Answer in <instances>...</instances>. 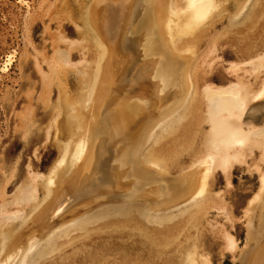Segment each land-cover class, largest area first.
Wrapping results in <instances>:
<instances>
[{"label": "bare ground", "instance_id": "bare-ground-1", "mask_svg": "<svg viewBox=\"0 0 264 264\" xmlns=\"http://www.w3.org/2000/svg\"><path fill=\"white\" fill-rule=\"evenodd\" d=\"M230 1H232L233 4H231ZM230 6H233L234 8L233 13L231 14V16H229V18H227L226 24L224 23V26H222L223 21L221 22L222 25H220L222 26V29L221 31H218H220V36L226 37L227 42H231L235 46V48L232 49L231 55L233 56V58H237V61L234 60L230 61L229 63L227 62L228 67L225 68L229 77H231V75L233 76L231 79L227 80L226 82L222 81L223 83L212 84V82H208V80H212V76L203 77L202 75V81L204 85L201 88L200 84L202 82L200 80V75L195 76V70L194 73L190 72L194 69L193 67L195 66V61L193 65L188 64L190 67L187 65V67L185 68V75L184 77H182V74H180V67L182 66L184 60L181 58L178 62H176L177 66L179 67L176 68L179 72V75L181 76V79L183 78V82H185V93L184 90L181 89V86L183 87V85L180 83V79L176 82L169 77L171 76V71L173 70V68H175L173 66L174 63H172L173 67L168 66V63L166 65V69L172 68V70H169L168 72L165 69L163 70L164 76H162L163 79H161L163 83L158 82L154 84L152 80L149 81V79L146 78V80L142 82L141 85H139L140 89L141 87L143 88L141 89L142 91L145 90V87H153L156 97L155 105L157 106V108L160 109L161 107H159V104L161 103L160 101L165 103V105H163L162 103V108H164L168 104L167 101L169 102L173 99L175 100V106L173 108H176L175 110H173V113L171 112L172 114L169 111V114H171L172 116L166 115L168 113V108H165L163 110L158 109L154 111H162L159 115L161 116L162 114H165L167 120H165V118L162 119V121H159L158 124H155L156 126L154 125L155 128H152L153 130L151 131V133L149 132L151 138L149 137L148 141L150 142L151 139V143L150 145H148L149 149H147V145L143 146V149L145 147L147 149H144L145 153L143 154V157L146 158L145 160L143 158L140 161L144 160L143 163L146 164L150 169L155 168L154 170H158V172L156 171L157 173L160 174L161 171L164 173L165 170L163 171V168H167V166L170 164L173 165L171 161H176L174 160L175 157L179 158V153L182 151V149H189V147L192 146V148H190L189 151L186 152L185 156L190 158L189 160L192 163L190 165H194V167L186 170L188 173H185V178L183 177L186 180L185 184L183 183L176 185L169 184L167 182V184H159V187H157V189L160 188V190L164 192V197L166 196V198L169 196V198L173 199H182V197H185L186 200L183 204L180 205L181 208H177L179 210L176 213H171V210L167 213L158 209L157 211L156 207H154L155 209L153 211V208L150 209V205L148 206V204L145 203H138L139 201H133L124 204H120L119 202L121 201H118V204L117 202L116 204L113 203V205H111L112 203L110 205L106 204V207H104L103 205H99L102 208L99 207L100 209L94 208L95 210L88 211L87 209L85 211H82L83 208H89L88 205H93L91 207L93 208V201H95V199L96 201H98L99 199L97 198V196L102 195L103 193L101 194V192L107 189V185L110 184L116 185L115 187L117 190H119V188H125L131 189L133 190V192L155 191V185L152 183L151 177L147 176L143 179V177L140 176L142 170L140 171L138 164L135 163V156H133V158L131 157V155H133V153L135 154V152L134 149L130 148L132 146L135 147L136 142L138 140L140 141L141 138L139 136V128H137V125L139 119H141L140 121L142 123V118L147 116L148 113L144 116V113H142L141 110H145L146 108L144 109L142 108L140 103H136L138 102L135 101L136 99H131L132 101L128 99L129 101L127 103L125 102L126 104H123V98L126 95L123 96L122 93V95L119 94V99H116L118 96L113 95V93H115V91L118 90L121 85H123V82L127 81L126 73L130 65L128 64L129 62H125L126 64H128V66L125 65V69L122 70V67L125 63L121 67V64L123 62L120 64L118 63L119 60H117L116 62L120 65L122 72L119 75L114 76L116 72H120L121 70L118 68V64H115L116 62L114 59L107 60L108 56H106V54H110L111 50L109 51L106 49V44L108 48L109 46H111L110 43H115L116 47H114L117 50L123 51V39L124 36L128 33V36H131L132 39L137 42L138 45H140L137 47H139L141 55H155L156 45L154 44V42H152L153 45L150 42L149 44L151 45L149 47H146V49L144 48V50L141 49V43L143 41L145 42V38H147V33H149L150 29H153V33L158 36L159 33H162L160 32L163 30L162 28H164V31L167 28L168 33L169 31L171 32L172 30H175V33L172 34V37L170 35L171 33L169 34V38L171 37L173 47L176 49L184 48L187 51H190L189 46L196 45V43H198V41L200 40L199 38L206 34V31H204L205 28L209 26L216 27L217 24L219 25V23L217 22L222 20V18H225V16L221 17L222 14L219 13H221V11L224 9H228V7ZM219 7H221L222 10ZM82 8L86 9V11L80 12L84 13V16H81L83 18V20L81 19V24L83 25L84 23L85 28L87 29L83 32L84 35H81L85 39L87 38V41L85 40V42L94 40V46L97 49L94 60H91L92 67L89 69L84 68L85 71H82L84 76V87L87 88V91L85 93H87L88 96L89 94H91L92 90L96 89L93 93L95 94V97H91L92 99L90 101H93L94 99V104L97 103V105L95 104V107H97V109H95L98 112L103 113L105 116L107 115L108 117L106 116V120L103 121L98 119L96 121V124L94 123V125L92 123L94 126L92 128H89L91 125L87 123L88 121L84 124L83 118H77L79 113L78 111L77 114L75 113L76 111L74 112V114L71 113L72 111L76 110L77 106L79 107V105L77 104L78 101L75 100L78 98L72 97V99H74L72 100L69 97H65V93L60 92L62 93V95H59L60 105L58 106H61L62 104L61 107H64V109H66L65 112L68 113V118L65 119L66 122L64 120H62L61 123L59 122V126L62 130L61 132L66 133L65 135H61L70 137V139L68 138L69 142L66 141L65 144L60 146L58 156L59 160L57 158V161H55V163L57 162L58 164H54L55 166L52 165L54 167H50V171H48L49 173L47 172L48 174L38 175L36 173H29V176L28 178L26 177L25 181L22 180L18 185L14 187V189L16 190L15 193H13L11 197L5 198L3 202H0V264H40L42 258L46 255L48 256L51 252H53L52 254H54V250L56 248V250H58L65 247L63 246V242H65L66 245L67 243H69V245L73 244L76 241L81 242V240L89 239V236L94 234L95 232L98 234H112L115 232V235H113L111 238L117 236L121 237V240H119V242L107 241L108 243L115 242L112 245H116L118 249H116L117 251H114V248V250L108 248L105 251L106 253L101 252L102 254L110 255L108 257L105 256L106 258L98 256L99 261L100 259H105L107 261L111 259H109V257L118 255V257H121L123 260V262L121 261L122 264H211L210 260L206 257L207 255L205 256V252H202L203 254H199V252L197 251L200 249L196 251V248H198V245L196 246V244L198 238L201 235L199 234L200 236H197V240L195 238L196 241H190L191 237H193L192 233L194 232V230H197L194 228H197V226L199 225V219L204 217V214H207V208L212 206L211 201L213 199H216L212 196L213 190L210 191L212 187V182L210 179L215 177L218 169H220L222 171V175L226 179V182H229L228 179H231V168L234 166V164L236 162L247 164V161L249 160V158L251 159L252 156H258V162L257 159L256 162H254V158L253 161L249 160L252 161V163L255 165V168H258L259 162H264V32L259 31V27H261L264 23V0H92L91 4L89 3L88 8H85L84 5L82 6ZM171 24L172 26H170ZM218 31L216 29V32ZM198 34L199 37H196ZM219 35L211 34L210 36H212L211 38H214L218 37ZM187 43H192V45ZM108 44L110 45L108 46ZM185 45L188 47H185ZM81 48L83 49V47ZM84 49H86V47ZM113 49L112 51H114ZM214 50L215 49L211 48L207 50V53L202 52V54L204 55V57H207V55L214 52ZM112 53L113 52H111V55ZM140 53L136 51L135 53L131 52L128 55H130V57L132 58H138L137 56H140ZM195 55L194 58H197L198 56ZM104 56L107 57L106 65H104L105 62L104 64H102L101 61ZM185 56L190 57L188 54ZM123 57L121 59H125ZM200 58L201 60H203L202 57ZM156 62H158L159 65L161 63L158 60H156ZM112 63L117 67H113ZM133 63L134 62L132 61L131 64ZM152 65L153 64H151L150 66V70L152 69L153 72V68L156 63H154L153 68ZM54 66L52 72L54 76L56 75V80H60V77L62 76L59 74L62 70L57 68V66ZM103 67L105 68L103 69ZM100 72H103V74H101L102 76L99 80V77L97 76H100ZM190 73H192L195 77L190 75ZM174 75L177 76L176 73ZM220 75L215 76V78L219 80L222 79ZM53 78L54 77H52L51 79ZM58 83L57 85H59ZM62 83L63 82H61V84ZM130 84H133L132 81ZM61 87H59V91L64 89V87ZM139 87L135 88L136 91H139ZM121 89L122 88H120V91ZM136 91H134V93ZM146 91L147 93L149 92L146 89L145 91H143L144 94H146ZM139 92L138 96H141V94L139 95ZM43 95L46 96V94ZM132 96H134L133 93L128 97ZM82 98L79 99L82 100ZM86 98L88 99V97ZM252 100H255V102L259 100L260 101L259 103L251 104L250 102ZM140 101H142L141 98ZM81 102H84V99ZM145 105L147 107V103ZM201 108H203V110L205 111L204 115L200 114ZM180 111L181 113H178ZM98 112L95 111V115H97L96 113ZM56 114L54 116H56ZM139 114L142 115V118H140L141 116ZM176 114L181 115L173 117ZM83 117H85L86 120V116L84 115ZM53 119H51V123ZM146 119L144 121H146ZM89 123L91 124L90 121ZM206 127H208L207 131L205 130ZM79 128H81L83 131L79 130ZM75 129L79 130H77L78 134L76 133V131H74ZM89 129H91V131H89ZM141 130L142 128L140 129V132ZM181 133L184 136L179 135ZM174 134L176 135V137L173 136ZM73 136L77 137V142L76 140L72 141ZM96 137L98 138V143L97 140L96 142L94 141V138ZM106 137L108 138V141L104 142V139ZM195 138L199 140L197 144H195L196 142H194ZM166 140L172 148L170 150H167L166 152H163L162 147L167 146L165 144ZM92 148H95L96 150L93 151ZM123 148H128L127 152H125V155L121 150ZM255 148L259 149V151H257L258 153L255 152ZM87 152L88 154H86ZM130 152L133 153L130 154ZM89 154H91V156ZM182 154L184 153L182 152ZM123 155L125 156V158L122 159L121 157H124ZM61 165L64 167L67 166V169H74H70L71 171H73L71 172V176V173L68 174L65 171V173L69 175L66 176L68 177V180L65 181V185L61 183V185L63 186H56V188L54 187V185L59 181H55L56 183L54 184L52 178H54L55 175L57 177L56 169L58 167L60 168ZM180 166L182 167L181 164ZM181 175H184V173H182ZM162 177H164L163 179L165 182L166 176L162 175ZM60 180L62 181V179ZM259 180L261 183V187H263L264 169L260 170ZM37 181H39L40 183ZM227 186L230 187V184H227ZM110 189L108 188L109 191L112 190ZM262 191L263 189H260L259 194ZM40 192L42 193V196L40 195ZM39 195L41 198L39 197ZM215 195L217 197L219 196L218 198L220 200L223 199L221 195H217V193H215ZM135 198L137 199V197ZM254 198L257 199V197ZM128 200L130 201L131 199L129 198ZM260 202H262V200ZM263 202L260 204H264ZM8 203H10L9 205L13 207V210L8 209L10 207L6 206V204L8 205ZM175 204H177V202ZM27 205H29L30 207L23 215L22 212L25 210V207H27ZM250 209H252V207ZM20 212L22 213L21 215L19 214ZM31 213L32 215L29 219L28 215ZM78 213L82 214L79 219L74 218L76 215H78ZM260 216L263 217L261 218L263 219V222L261 223L262 235L259 234L260 231H258V228L256 230L258 234L255 233V231L254 234L252 233V230L249 231V234L252 233L254 238H256V234L260 236L259 238H256V241H261V236H264V207L262 208ZM21 217L22 223L27 221L26 229H22L24 230V233L26 230H28V228L30 229L32 227H36L38 229H41L43 226L44 228H46V225L50 228V226L52 225L50 229L51 232L49 230V235L46 236L47 239H36V236H33L35 237L33 238L31 236L32 234H39L38 231L34 232L36 228L33 229L34 233H32L31 229V234H28L33 239L30 237H28V239L27 235L25 236L21 234L22 232L19 234L16 233L17 231L14 232L15 226H17L18 224H12V222H14V220H16L17 218L20 219ZM56 220H58L59 223H56ZM47 222H52V224L49 225V223ZM53 222L58 225H55L54 227ZM5 225L7 226V229L9 231L12 230V228L14 229L10 232L11 234L14 232L16 233L15 235L17 237L21 234L23 238L25 237L28 240L26 248L21 247L20 244V241L23 238H17L16 236H14V233V238H12L11 234L7 233V229L5 231ZM9 226H11L12 228H10ZM126 235L127 238L124 239L123 236ZM221 235L224 238L223 241H225V244L229 247H232L233 238L231 237V235L226 231H222ZM195 236L196 234L194 235V237ZM26 239L23 240L27 241ZM41 241H43V244L41 243ZM191 242L193 247H188L189 243L191 244ZM256 244H259V242H256ZM194 245L196 246V248L194 247ZM261 246L262 247L260 249L259 247H257L256 250H254L255 252L251 254L248 264H264V243ZM139 247L141 249H139ZM129 248L134 252V256L132 255V253H128ZM91 254L94 255L92 252ZM173 254L175 255L174 258ZM92 255L88 257L90 261L97 259ZM245 255L243 258L244 264L247 263H245ZM177 258L178 261H176ZM55 262L56 259H53L52 263ZM92 263H94V261H92Z\"/></svg>", "mask_w": 264, "mask_h": 264}, {"label": "rangeland", "instance_id": "rangeland-1", "mask_svg": "<svg viewBox=\"0 0 264 264\" xmlns=\"http://www.w3.org/2000/svg\"><path fill=\"white\" fill-rule=\"evenodd\" d=\"M91 2H92V0H0V202H3V200H5V198L11 197V195H13V193H15V191H16L14 189V187L16 185H18L22 180L25 181L26 177L28 178L29 173H36L38 175H40V174L46 175L49 173L48 171H50V167H54L56 164H58L57 162L55 163V161H57L56 160L57 158L59 160L58 156H59L60 146L65 144L66 141L69 142V139H70V137H68V136H66V137L63 136L66 133H62L61 132L62 130L60 129V126H59V122L61 123L62 120H64L66 122L65 119L68 118L67 117L68 113L65 112L66 109H64V107H61L62 104H61V106H58V105H60L59 99H60V96L62 95V93H65L64 96L69 97L70 99H72V97L79 99V98H82L84 96L82 98V100L81 99H79V100L75 99L76 101H78L77 104L79 105V107L76 104V106H77L76 110L72 111L71 113L74 114V112L76 111L75 113L77 114V111H78L79 113H78L77 118L78 119L83 118L84 124H85V122L88 121L87 123L89 125H91L89 128H92L96 124V121L98 119L103 121V120H106V118L108 117L107 115H106L107 116L106 117L103 113L98 112L96 110L97 107H95V106L97 105V103H95L96 105L94 104V102H95L94 99H93L94 102L90 101L92 98L95 97V94H93V93L96 89L92 90L91 94H89L90 95V99H89V95L87 96V93H85L87 91L86 90L87 88L84 87V81H83L84 76H83L82 71H85L84 68L89 69L92 67L91 60H94L95 54L97 52V49L94 46V40H91V41L89 40L88 42H85V40L87 41V38L85 39L82 36V35H84L83 32L87 28H85L84 23H83V25L81 24L82 23L81 19L83 20V18L81 16H84V13H80V12L86 11V9H83L82 6L84 5L85 8H88L89 3L91 4ZM82 3H83V5H82ZM230 3L233 4L232 1H230ZM219 8L221 9V7H219ZM73 9H75V10H73ZM233 10H234L233 6L228 7V9L222 10L221 13H219V14H222L221 17L225 16V18H222V20H220L217 23H219V25L220 24L222 25L221 22L223 21L222 26H224L226 24L227 18H229V16H231V14L233 13ZM81 14H83V15H81ZM76 15H77V17H76ZM78 18H79V20H78ZM60 24H61V26H60ZM219 25L217 24L216 27L209 26V27L205 28L204 31H206L207 35L204 34L201 38H199L200 40L198 41V43H196V45L189 46L190 51L189 50L187 51L184 48H182V49L181 48H178V49L174 48L173 43L171 42V37H172V34L175 33L174 32L175 30L171 29L172 31L171 32L169 31V33H168V31H167L168 29L166 27H165L166 28L165 31H164V28H162L163 30L160 31L162 33H159L160 35L158 34V36L153 33V29L152 30L150 29L149 33H147V38H145V42L143 41L141 43L142 44L141 49L144 50V48L146 49V47H149L151 45V44H149L150 42L151 43L154 42V44L156 45V48H155L156 54L155 55L151 54V56H146V55L144 56L142 54L143 55L142 56L140 51H139V47H137L140 45H138V43L135 42L131 36H128V33L124 36V39H123V44H122L123 49H124L123 51L117 50L115 48L116 47L115 43H110L111 46L113 45L112 47L109 46L110 44H108V46H109L108 48H107V44H106V49L109 51L111 50V51H110V54L109 53H108V55L106 54V56H108V58L106 56H104V58L101 60L102 64H104V62H105L104 65H106L107 60H110V59L113 60L114 59L115 62L117 60H119L118 63H120V64L123 62L121 64V67L125 62L126 63L129 62L128 64L130 65V67L126 73L127 75L125 74L127 76L126 77L127 81L123 82L124 86L123 85L120 86V88H122L121 91L119 88L118 90L115 91L116 94L113 93V95L118 96L116 99H119V94L120 95L123 94V96L126 95L125 97H128V96L132 95V93H133L135 97L134 96L128 97V98L124 97L125 99L123 98L122 103L123 104L125 102L127 103L129 101L128 99H130V100L136 99L135 101H138L136 103H140L142 108H144V109L146 108L145 110H143L141 108L143 111H145V112H143L141 110V112L144 113V116L148 113V115L143 117V118H142V115L139 114L141 116L140 118L143 119L142 123L140 121L141 119H139V122L137 125V128H139L138 132H139V136L141 139H140V141L138 140L136 142L135 147L132 146L130 148L134 149V152H135V154L132 152L133 155H131V157L133 158V156H135V159H136L135 163L138 164L140 171L142 170L140 176L143 177V179L146 178L147 176H150L152 183L155 185V191L154 192H151V191H148V192L147 191H145V192L144 191H135V192H133V190L125 189V188H123V189L119 188V190H117L115 187L116 185L110 184L111 186L107 185V189H105L101 192V194L103 193L102 195L97 196V198L99 200L96 201V199H95L96 202L93 201V203H94L93 208H91L93 206L91 204L92 206L88 205L89 208H83L84 210L82 209V211H85L87 209H88V211L95 210L94 208L100 209L102 207H100L99 205H101V206L103 205L104 207H106V204L110 205L112 203L111 205H113V203L116 204V202L118 204V201H121V202H119L120 204L129 203V202H133V201L134 202L139 201L138 203H142V204L145 203V204H148V206L150 205V207H151L150 209L153 208L152 209L153 211L155 209L154 207H156V210L158 209V210H161V211H164L167 213L170 210H171V213H176L179 210L177 208H181L180 205L185 202V200H186L185 197L184 198L182 197V199L181 198H178V199L169 198L170 196L166 198V196L164 197V192L161 191L160 188L157 189V187H159V184H161V185L163 183L167 184V182L169 184H176V185L183 184V183L185 184V181H186L184 179L185 173H188L186 170H189L190 168L194 167V165H190V164H192L191 161L189 160L190 158L185 156L186 152H188L189 149L192 148V146H190L189 149H182V151L179 153V158L175 157L176 159L174 158V160H176V161H171V163H173L174 166L172 164H170L167 166V168H163V171L165 170L164 173L161 171V173L159 174V173H157L158 170H154L155 168L150 169L146 164L143 163V161L146 158V157L145 158L143 157V154L145 153L144 149H146V147L143 149V146L147 145V147H148L147 149H149L148 145H150L151 139L149 142L148 138L150 137L151 131L155 128L156 123L158 124L159 121H162V119H164V118H165V120H167V119H166L165 114H162L161 116L159 115L160 112H162V111L154 112L155 110H158L159 108H157V106L155 105L156 97H155V92H154L153 87H151V88H150V86L145 87V90L147 89L150 93L149 92L147 93V91H146V94H144L143 91H145V90L142 91L141 89H143V88L141 87V89H140L139 85H141L142 82H144L146 80V78L149 79V81L152 80L154 82V84H156L158 82L159 83L162 82L161 79H163L162 76H164L163 70L165 69L167 72L169 70H172V68L166 69V65L168 63V66H171V67L174 66L175 67L171 71L172 72L171 76H169L170 79L175 80L176 82H177V80L180 79V83L183 85V87L181 86V89H183L184 93H185V91H186L185 86L186 85H185V82H183V78L181 79V76L179 75V72L177 70V68H179V67L176 64V62H178L181 58L184 60L182 63V66L180 67V74H182V77H184V75H185V68L187 67V65L188 64L193 65L194 61H195V64H194L195 66L193 67L194 69L191 70L190 72L194 73L196 71V74H194V75L195 76L200 75L201 79H200V77H199V79L202 82L200 84L201 88L204 85L202 79L205 76L206 77L212 76V80H208V82H212V84L223 83L222 81L226 82L227 80L231 79L233 76L231 75V77H229L225 68L228 67V63L230 61H234L237 59L235 57L233 58V56L231 55L232 49L235 48V46L231 42L228 43L226 37L219 35V32L222 29V26L221 25L219 26ZM170 26H172V24ZM216 29H217V31L218 30H220V31L216 32ZM160 30H161V28H160ZM259 31L264 32V23L262 24L261 27H259ZM163 32H164V34H163ZM169 34L171 35L170 38H169V36H170ZM211 34H215V35H219V36L211 38L212 37V36H210ZM152 35H153V37H152ZM231 35H233V34H231ZM155 37H156V39H155ZM196 37H199V34ZM127 39H128V42H127ZM187 44L192 45V43H187ZM152 45H153V43H152ZM72 46L75 48H73ZM81 47H83V49ZM85 47H86V49H84ZM185 47H188V46L185 45ZM211 48L215 49L214 52L208 54L207 57L206 56L204 57L202 52L207 53L208 52L207 50L211 49ZM112 49L114 51H112ZM181 50H183V51H181ZM136 51L138 53H140V56H137L138 58H132V57H130V55H128L129 53H131V52L135 53ZM111 52H113L112 55H111ZM193 52H195V53H193ZM174 53H175V55H174ZM192 53L194 55L198 54V55H195L198 57L194 58V55ZM187 54L190 57L185 56ZM192 55H193V57H192ZM199 55H201V56H199ZM109 57H111V58H109ZM122 57L125 59H121ZM129 57H130V59H129ZM140 57H142V58H140ZM187 57H188V59H187ZM200 57H202L203 60H201ZM106 58H107V60H106ZM135 59H136V61H135ZM138 59H141V60H138ZM155 59L158 60L159 62H161L160 65L158 62H156ZM204 59H206V60H204ZM65 60H66V62H65ZM120 60H122V61H120ZM124 60H126V61H124ZM128 60H130V61H128ZM185 60H186V62H185ZM52 61H53V63H52ZM132 61L134 62L133 64H131ZM209 61H211L212 63ZM198 62H200L201 64ZM118 63L116 62L115 64L117 65ZM126 63L123 65L122 70L125 69V65L128 66V64H126ZM154 63H156V65H154ZM172 63H174L173 66H172ZM151 64L154 65V68L152 65L153 72H152V69L150 70ZM54 65H56L57 68L62 70L59 75L62 76V77H60L62 80L61 79L60 80H61V82H63L62 83L63 85L61 84L59 79L56 80V75L54 76V74L52 72ZM85 65H87V66H85ZM116 65L113 64V67ZM56 66H54V67H56ZM104 68L105 67H103V69ZM118 68L121 70L119 64H118ZM158 68H159V70H158ZM122 70L120 72H116V74L114 76L119 75L122 72ZM103 72H100V76H97V77H99V80H100V78L102 76L101 74H103ZM183 72H184V74H183ZM68 73H70V74H68ZM81 73H82L83 77L81 76ZM175 73L177 76L174 75ZM192 73H190V75L193 76ZM202 75H203V77H202ZM218 75H220L222 77V79H220V80L216 79L215 76H218ZM51 76L54 78L51 79L52 78ZM195 76H193V77H195ZM112 78H114V77H112ZM99 80H98V82H99ZM129 80L132 81V83H133L132 85L130 84L131 81H129ZM58 82H60V83H58ZM42 83H44L45 85ZM57 83L59 85L60 84L61 85L59 86V85H57ZM96 85H97V83H96ZM25 86H27V87H25ZM32 87H33V89H32ZM59 87H61V88L64 87V89L59 91L60 90ZM133 87H134V89H133ZM137 87H139L138 89L140 92L136 91L135 88H137ZM43 90H44V92H43ZM134 91H136V92L134 93ZM141 91L143 92V96H142ZM60 92H62V93H60ZM138 92H139V95L141 94V96H138ZM42 93L46 94V96L43 95ZM85 96L88 97V99ZM123 96H121V97H123ZM121 97H120V99H121ZM137 97H139V98H137ZM140 98L142 101H140ZM83 99H84V102H81V101H83ZM148 99H149V101H148ZM72 100H74V99H72ZM143 100H145V101H143ZM151 100H153V101H151ZM174 101H175L174 99L169 101V102L167 101V103L168 104L170 103V104L169 105L167 104L166 107H164V108H162V107H163V105H165V103L160 101L161 103L159 104V107L160 106L161 107L159 110H163L165 108H168V110H167L168 113L166 115L172 116L171 114L173 113V110L176 109V108L175 109L173 108L175 106ZM259 101L255 102V100H252L250 103L251 104L259 103ZM146 103H147V107L145 105ZM162 103H163V105H162ZM80 105H81V107H80ZM114 105H113V107H114ZM79 108H80V111H79ZM203 108H205V107H203ZM203 108L200 109L201 115L205 114V111L203 110ZM22 109H24V110H22ZM52 110H53V112H52ZM54 110H55V112H54ZM87 110H88V113H87ZM94 110L96 112H98V113H96L97 115H95ZM56 111H57V114H56ZM169 111H170V113L171 112L172 113L169 114ZM22 113H24V114H22ZM83 113L86 116V120H85V117H83L84 116ZM178 113H181V111ZM51 114H52V116H51ZM55 114H56V116H54ZM154 114H156V115H154ZM178 115H181V114H176L173 117H176ZM263 115H264V113H263ZM49 118H50V120H49ZM51 119H53L52 123H51ZM145 119H146V121H144ZM59 120H61V121H59ZM89 121L91 122V124L89 123ZM92 123L93 124L95 123V124L93 125ZM57 128H58V131H57ZM141 128H142V130H141L142 133L140 132ZM207 129H208V127H206L205 130L207 131ZM35 130L37 133L35 132ZM77 130L78 129H75L74 131H76V133H77L79 130H82V129L79 128V130L78 131ZM56 131L58 133L60 132L59 135ZM89 131H91V129H89ZM147 133H149V134H147ZM61 134H63V135H61ZM179 135L184 136L182 133ZM28 136H29V138H28ZM74 136H76V135H74ZM74 136H73L74 140L72 139V141H75L77 139V137H74ZM173 136L176 137L175 134ZM90 138H91V136H90ZM66 139H68V140H66ZM169 139H170V137H169ZM96 140L98 143L97 137L94 138L95 142H96ZM105 141L106 142L108 141L107 137L104 139V142ZM198 141L199 140L195 138V141H194V142H196L195 144H197ZM76 142H77V140H76ZM95 142H94V144H95ZM139 144H140V146H139ZM165 144L167 146L162 147L163 150L160 149L163 152H166L167 150H170L172 148L171 145L169 143H167V140L165 141ZM97 146H98V144H97ZM92 149H93V151L96 150L95 148H92ZM123 149H121V150L123 151V154L125 155V152H127L128 148H125L124 150ZM137 150H138V152H137ZM255 150H256L255 152L258 153L257 151H259V149L255 148ZM182 152L184 154H182ZM90 153H93V152H90ZM132 153L130 152V154H132ZM141 153H142V155H141ZM86 154H88V152ZM89 155L91 156V154H89ZM250 156H252V155H250ZM257 157L258 156H256V157L252 156V158L251 159L249 158V160L253 161V158H254V162H256V159L258 162ZM121 158L123 159V158H125V156L121 157ZM143 158H144V160L140 161ZM90 159H92V158H90ZM249 160L247 161L248 165L246 163L242 164V163H237V162L234 164V166L231 168V172H230V178L231 179H228L229 182L228 181L226 182V179L222 175V171L220 169H218L215 177L210 179L212 182V187H211L210 191L213 190L212 196L215 197L216 199H213L211 201L212 206L207 208V210H208L206 212L207 214L206 215L204 214V217L199 219V223H198L199 225L197 226V228H194L197 230H194V232L192 233L193 237H191L190 241H192V242L196 241L198 238L197 236L199 234L201 235V236L199 235L200 237L198 238L199 243H198V241H197V244L195 243L196 246L198 245L197 246L198 248H196L195 245H194V247L196 248V251L198 249H200L197 251V252H199V254L202 252L203 253L205 252L204 254H205V256L207 255L206 257L210 260L211 264H244V261H243L244 255L247 254L251 250L252 251V252L250 251L251 253L249 252L247 255H245L246 256L245 257V263L247 262L246 264H248L251 254H253V252H255L254 250H256L257 247H259V249H260L262 247L261 245L264 243V236H261L263 241L262 240L256 241V238L260 237L259 235H257L258 234V232L256 231L257 228H258V231H260L259 234L262 235L261 234V229H262L261 223L263 222L262 221L263 219H261V218H263V217H261L260 214H261L262 208L264 207V204L261 205L260 203H262L264 201V193H263L264 192V186L261 187V185H260L261 183L259 180V174H260V170L264 169V162H259L258 168L257 167L255 168V165L252 163V161H249ZM179 163L182 165V167L180 166ZM52 165H54V166H52ZM246 166H249V167H246ZM145 167H146V169H145ZM259 167H260V169H259ZM182 168H184V169H182ZM70 169H67V166L64 167L62 165L60 168L58 167L56 169L57 177L55 175L56 178L54 177L52 179H53L54 184L57 182V180L59 182H57L54 185V187H56V186L62 187L63 185H65V181L68 180V177H66V176H69L68 174L73 172L71 170L74 168H72L71 170ZM152 170H154V171H152ZM65 171L68 174H66ZM182 173H184V175H181ZM161 174L166 176L165 182L163 179L164 177H162ZM71 175H72V173L70 174V176ZM64 178H66V179H64ZM60 179H62V181ZM145 180H147V179H145ZM39 181H37V182H39ZM61 183L63 185H61ZM226 183L230 184V187L227 186ZM108 188L109 189L111 188L112 190L110 189L111 191H109ZM260 189H263V191L259 194ZM215 193H217V195H221L223 197V199L220 200L218 198L219 196L217 197L215 195ZM41 194L42 193L40 192V195ZM40 195H39V197H40ZM127 195H128V199L129 198L131 199L130 201L127 199ZM101 196H103V197H101ZM129 196L133 197L134 199L129 197ZM99 197L102 199H100ZM135 197H137V199ZM254 197H257V199H255ZM258 199H259V201H258ZM261 200H262V202H260ZM250 201L252 202V205H251ZM176 202H177V204H175ZM220 203H222V204H220ZM9 204L10 203H8V205L6 204V206L11 207V205H9ZM88 206H85V207H88ZM166 206H168V207H166ZM10 207L8 209L13 210V207H11V208ZM29 207H30L29 205H27V207H25V210L22 212L23 215L26 212V210L29 209ZM220 207H222V208H220ZM251 207H252V209H250ZM22 213L20 212L19 214L21 215ZM32 213L28 215L29 219H30V216L32 215ZM80 213H82V212H80ZM81 215L82 214L78 213V215H76L74 218L79 219V217ZM55 222L59 223L58 220H56ZM55 222H53L54 227H55V225L56 226L58 225V224H55ZM14 223L18 224L17 226H15V230L11 226H9L10 228H12V230L9 231L7 229V226L6 225L4 226L5 231H6V229L8 231L7 233H10L11 231L14 230V232L17 231L16 233H18V234L22 232L21 234L25 235V236L27 235V238H28V237H30L29 235L31 234L30 231L32 229V233L38 231V233L40 235L37 233H34V235L32 234L31 236L32 237L36 236L37 237L36 239L41 238L40 240H42V239L46 240L47 239L46 236L49 235V230L52 227V225H51L52 222H47V223H49V225H51L50 228L47 227L46 224H45L46 228H44V226H43L42 228H44V229L41 228L42 230L38 229L36 227H32L30 229L28 228V230H26L27 232L25 231V233H27V234H25L24 230H22V229L23 228L26 229L27 221L22 223V217H21L20 219L17 218L16 220H14V222H12V224H14ZM21 224H22V226H21ZM259 225H261V226H259ZM34 228H36L37 230L35 229L36 231L34 230V232H33ZM250 230H252L253 234H254V231H255V233H257L255 235L256 238H254V236L251 232H250L251 234H249ZM222 231L228 232L231 235V237L233 238L232 239L233 240V246L232 247L227 246L225 244V241H223L224 238L221 235ZM50 232H51V230H50ZM13 233L12 234L10 233L12 238H14V236H16L15 235L16 233H14V236H13ZM95 233L90 235L89 236L90 238L87 240H81V242L76 241L77 243L76 242L73 243L74 245L73 244L69 245V243H67V242H66L67 243V245H66L65 242H63V246H65V247L62 246L63 248H60L62 250H60V249L56 250L57 248L54 250L55 251L54 252L55 257H54V254H52L53 252H51L48 256L46 255L47 257L45 256L42 258V261L40 264H48V263L50 264V262H51V264H98L100 262H101L100 264H109L110 262L112 264H114V262H115V264H119V262H120V264H122L121 261L123 262V260L121 257H118L117 254H115L117 256L109 257V259L111 258L110 259L111 261L110 260L106 261L105 259L104 260L100 259V261H99V258H98V256L103 257V258H106L105 256L108 257L110 254H102L101 253V252L104 253L106 251V249H108V248H111L112 250L115 249L114 251H117L116 249H118V248L116 247V245H112V244L115 242H119V240H121V237L117 236V237L111 238L113 235H115V232L112 234L105 233L106 235L104 233H101V234L96 233V235H95ZM21 234H20V236L18 235V237L17 236L16 237L17 238H20V237L23 238V236H21ZM195 234H196V236L194 237ZM32 237H30V238H32ZM42 237H44V238H42ZM33 238H35V237H33ZM123 238L126 239L127 235L123 236ZM195 238H196V240H195ZM23 239H26V238L24 237ZM23 239L20 241V244H21V247L26 248V246H27L26 244H28V240L26 239L27 241H24ZM107 241H109V242L115 241V242L108 243ZM255 241L257 243L259 242V244H256ZM24 242H26V243H24ZM192 242H191V244L189 243L188 247H193ZM261 242H263V243H261ZM41 243L43 244V241H41ZM24 244H25V247H24ZM74 246H76V247H74ZM67 247H69V248H67ZM251 248H253V249H251ZM139 249H141V248L139 247ZM56 251H58V252H56ZM91 252L94 255H92ZM128 253H130V254L132 253V255L134 256V252L131 251L130 248L128 249ZM90 254L97 258L95 260H92V261H94V263H92V261H90L88 259V257L91 256ZM100 254H102V255H100ZM51 257H53V258H51ZM174 257H175V255L173 254V258ZM49 258H50V260H49ZM53 259H56L55 263H52ZM246 259H248V260H246ZM176 261H178V258ZM124 264H126V263H124Z\"/></svg>", "mask_w": 264, "mask_h": 264}]
</instances>
